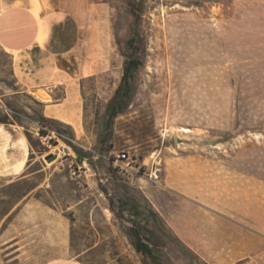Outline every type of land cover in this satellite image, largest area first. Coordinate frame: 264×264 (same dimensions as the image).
<instances>
[{
    "label": "rangeland",
    "instance_id": "obj_1",
    "mask_svg": "<svg viewBox=\"0 0 264 264\" xmlns=\"http://www.w3.org/2000/svg\"><path fill=\"white\" fill-rule=\"evenodd\" d=\"M58 6L66 25L44 50L48 68L36 66L31 75L42 88L55 84L49 103L74 118L44 117L0 46V119L12 121L18 112L38 123L57 120L67 126L60 127L67 140L94 155L89 172L71 160L43 159L58 166L50 190L73 223V246L89 264H264V237L252 234L264 230V0H60ZM133 36L142 65L131 74L129 105L114 119L112 147L101 157L95 152L101 124ZM188 84L203 91L185 90ZM41 125L57 131L51 121ZM182 128L208 138V146L178 144L191 140ZM122 151L130 153L129 165L114 167ZM30 186L7 190L19 195ZM130 206L152 209L174 237ZM133 222L155 233V262L135 251Z\"/></svg>",
    "mask_w": 264,
    "mask_h": 264
},
{
    "label": "crops",
    "instance_id": "obj_2",
    "mask_svg": "<svg viewBox=\"0 0 264 264\" xmlns=\"http://www.w3.org/2000/svg\"><path fill=\"white\" fill-rule=\"evenodd\" d=\"M59 3L60 0H0V46L12 55L14 76L23 92L40 89L51 101L56 97L52 90L55 84L42 88L44 83L36 81L31 74L36 66L39 72L48 68L44 67L47 59L44 50L57 28L66 25L67 16H61L63 9ZM188 85L184 86L185 90L203 91V85ZM35 97L43 105L44 117L74 118L73 114L69 116L56 108L57 104ZM25 125L14 120L0 124V204L5 205L0 211V264H89L80 249L73 246V223L52 197L51 177L58 166L43 162L45 154L34 148L25 133ZM31 128L29 132L36 137L34 125ZM189 157L198 159L199 155ZM198 167L195 169L199 170ZM186 180L192 186L197 185L194 175L187 176ZM27 184L30 188L19 195L7 190ZM250 214L252 219V211ZM252 232L264 237V230Z\"/></svg>",
    "mask_w": 264,
    "mask_h": 264
},
{
    "label": "trees",
    "instance_id": "obj_3",
    "mask_svg": "<svg viewBox=\"0 0 264 264\" xmlns=\"http://www.w3.org/2000/svg\"><path fill=\"white\" fill-rule=\"evenodd\" d=\"M134 13V10L132 11ZM138 37L133 36L130 37L126 42V47L129 50V54L126 56V60L124 63V73L121 78V83L119 84L115 98L110 102L107 110V115L104 120V122L101 124V131L98 136L97 145L95 147V152L98 156H104L108 151H110L111 145V126L116 117L123 114L130 102L131 99V74L138 70V68L142 65L140 59L137 56V53L139 52L138 47ZM14 121L18 123H22L20 117L14 116ZM51 121L55 124L57 127V132L61 133L60 127H67L65 124L57 121V120H51L49 118H42L39 123L42 124V122ZM11 123V120L8 117L1 118L0 124H8ZM68 135L72 136L71 132H67ZM28 139H31L29 134L26 133ZM72 139V138H71ZM110 143L108 146L107 144ZM73 147L78 154V157L80 160L87 159L90 164H93L92 159L94 155L90 152H86L83 149L75 146L73 144ZM122 204V212H124V206H128L124 202L120 203ZM129 211H131L135 215H145L153 219L154 225L161 231L164 235H166L169 238H173L174 235L172 231L167 228L159 218V216L149 208L139 207V206H130ZM130 236L132 239V244L134 246V249L137 253L141 254L145 258H149L153 262H155V259L157 256L154 253V247L157 245L156 235L155 233L143 226H138L134 222L132 223L131 227L129 228ZM179 241V240H177ZM181 243V242H180ZM152 245V246H151ZM185 249V248H184ZM188 251V250H187ZM193 259L196 260L195 254H191ZM204 264V263H202Z\"/></svg>",
    "mask_w": 264,
    "mask_h": 264
},
{
    "label": "built area",
    "instance_id": "obj_4",
    "mask_svg": "<svg viewBox=\"0 0 264 264\" xmlns=\"http://www.w3.org/2000/svg\"><path fill=\"white\" fill-rule=\"evenodd\" d=\"M15 115L20 117L25 124L36 126V135L47 148L45 156L52 154L55 155L57 159L71 160L72 163H76L80 170L82 169L85 172L91 170L87 163V159H79L73 147V141L67 140L63 134L46 128L26 115L18 112H15ZM130 159V153L122 151L116 154V159L112 161V164L114 167L125 168L129 165Z\"/></svg>",
    "mask_w": 264,
    "mask_h": 264
},
{
    "label": "water",
    "instance_id": "obj_5",
    "mask_svg": "<svg viewBox=\"0 0 264 264\" xmlns=\"http://www.w3.org/2000/svg\"><path fill=\"white\" fill-rule=\"evenodd\" d=\"M41 91L40 89H33L30 92L34 93L36 95L37 92ZM184 133L185 137H190L191 140L187 142L185 139L178 138V144L186 143V145H189L191 147H197V149H204L208 146V138H206L203 135H191L189 133ZM48 162H51L56 159L55 155L49 154L45 158Z\"/></svg>",
    "mask_w": 264,
    "mask_h": 264
},
{
    "label": "bare ground",
    "instance_id": "obj_6",
    "mask_svg": "<svg viewBox=\"0 0 264 264\" xmlns=\"http://www.w3.org/2000/svg\"><path fill=\"white\" fill-rule=\"evenodd\" d=\"M36 95H37L39 98H41L43 101H45V102H49V101H51L50 96H49L45 91H43V90L37 92ZM121 121H123V120H121ZM121 128H122V127H121ZM181 130H182V132H185V133L188 131L187 128H182Z\"/></svg>",
    "mask_w": 264,
    "mask_h": 264
}]
</instances>
